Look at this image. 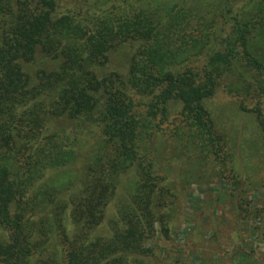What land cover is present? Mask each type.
Returning <instances> with one entry per match:
<instances>
[{"label":"trees","instance_id":"obj_1","mask_svg":"<svg viewBox=\"0 0 264 264\" xmlns=\"http://www.w3.org/2000/svg\"><path fill=\"white\" fill-rule=\"evenodd\" d=\"M219 92L264 156V0H0V264H191L173 236L191 187L221 180L264 241ZM217 237L184 246L230 254Z\"/></svg>","mask_w":264,"mask_h":264},{"label":"rangeland","instance_id":"obj_2","mask_svg":"<svg viewBox=\"0 0 264 264\" xmlns=\"http://www.w3.org/2000/svg\"><path fill=\"white\" fill-rule=\"evenodd\" d=\"M235 102L236 100L219 92L209 103V108L232 154L230 167L246 183L264 184V156L259 149V142L256 141L258 132L255 120L253 122L254 117L251 114H242ZM175 108L178 110L179 105ZM176 109L173 110V115L176 114ZM202 188L198 185L191 187L186 202V220L173 236V247L182 248V254L176 250L181 254L182 263L188 255L191 264H236L234 254L242 249L255 252L264 261V241L254 234V218L239 219L231 208L230 181H215L209 186L207 194L202 192ZM246 197L249 209L254 211L264 207V190L261 187L246 194ZM195 227H200L207 236L216 234L218 243L230 254L223 258V254L211 252L207 245L200 241L195 249L184 246ZM232 236V242L226 241L225 237Z\"/></svg>","mask_w":264,"mask_h":264}]
</instances>
